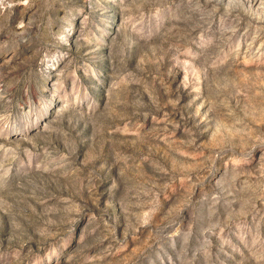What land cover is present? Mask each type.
<instances>
[{
    "label": "rangeland",
    "instance_id": "obj_1",
    "mask_svg": "<svg viewBox=\"0 0 264 264\" xmlns=\"http://www.w3.org/2000/svg\"><path fill=\"white\" fill-rule=\"evenodd\" d=\"M0 264H264V0H0Z\"/></svg>",
    "mask_w": 264,
    "mask_h": 264
}]
</instances>
